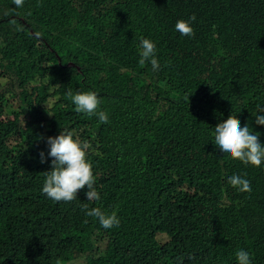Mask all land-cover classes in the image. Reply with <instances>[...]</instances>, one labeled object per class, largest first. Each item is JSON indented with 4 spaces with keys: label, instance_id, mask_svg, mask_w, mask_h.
<instances>
[{
    "label": "trees",
    "instance_id": "obj_1",
    "mask_svg": "<svg viewBox=\"0 0 264 264\" xmlns=\"http://www.w3.org/2000/svg\"><path fill=\"white\" fill-rule=\"evenodd\" d=\"M193 14L194 36H181L175 23ZM141 37L158 71L139 64ZM36 75L46 82L29 90ZM78 89L98 94L108 123L75 111ZM22 103L30 120L16 130L5 106L19 118ZM258 105L264 0H0V264H237L241 249L264 264V164L229 158L209 129L233 115L264 144ZM44 122L51 137L71 131L88 145L99 200L86 188L70 203L42 194ZM234 174L251 192L228 183ZM85 205L119 226L101 227Z\"/></svg>",
    "mask_w": 264,
    "mask_h": 264
},
{
    "label": "clouds",
    "instance_id": "obj_2",
    "mask_svg": "<svg viewBox=\"0 0 264 264\" xmlns=\"http://www.w3.org/2000/svg\"><path fill=\"white\" fill-rule=\"evenodd\" d=\"M12 3L17 8H22L24 0H12ZM195 20V14L190 16L187 21L183 19L177 20L175 23V30L178 31L181 36L192 37L195 33L191 26V22H194ZM139 47V64L144 65L145 63H149L153 71H158L160 65L158 57H156L157 48L155 43L150 39L141 37ZM44 65L45 63L41 65V67ZM41 79L42 78L36 75L35 79L31 81L38 82L41 81ZM195 80L196 82H199L198 78ZM31 81L25 84V87L29 90H31L32 87L37 88L29 85ZM68 96L74 104L77 113H83L89 117L95 116L97 117L98 123L101 124L109 122L107 112L100 110L102 101L96 92L78 89L74 92L70 91ZM207 96L208 95L204 91H197V97L199 99H204ZM50 97L53 98V104L55 97L49 96L47 100ZM9 99L10 101H7V103L9 106L13 107L16 104V99L13 97ZM51 106L49 110L51 109ZM5 107L6 117L10 119L15 117L17 119V123L15 124L16 130L20 126L25 125L23 117L27 121L30 120L27 109H25L26 106L23 103L21 108L18 109V111L21 112L19 118L16 117V114H14L8 106ZM257 113L258 114L255 116V123L257 125H264V106L258 105ZM192 114L195 117H200L196 109H193ZM51 115L52 112L47 117H50ZM214 121L215 119L209 123V129L214 124L212 129V133H214L213 144L220 152L233 160H238L245 165H251L256 168H260L261 165L264 164V144H261L259 140V133L253 132L247 123L241 127L240 120L233 115H229L228 118L221 123H218V121L214 123ZM45 123L46 122L41 124L43 131L46 129ZM48 125L50 128L52 124L49 123ZM11 136L12 139L13 137H19L18 132L14 135L11 134ZM44 137H46V143L49 146L47 155L52 159L50 165L51 170L44 172L45 179L41 189L42 194L46 195L47 198L54 202L70 203L77 199V195L81 190L86 188L87 191L85 192V195L87 200H99V193L94 187L96 177L93 174V166L87 159L88 145L74 139L71 131H61L59 135L55 137H51L50 134L49 136L44 135ZM39 155L40 162L44 163V152H40ZM7 164L9 167L11 166L10 161H8ZM228 183L241 193L251 192L250 181L239 175L234 174L230 176L228 178ZM82 210L85 211L87 216L95 217L99 221L101 227L105 229L119 226V219L115 212L105 214L100 207L88 209L87 205H85ZM235 255L237 264H252L250 254L247 251L241 249L238 250Z\"/></svg>",
    "mask_w": 264,
    "mask_h": 264
},
{
    "label": "rangeland",
    "instance_id": "obj_3",
    "mask_svg": "<svg viewBox=\"0 0 264 264\" xmlns=\"http://www.w3.org/2000/svg\"><path fill=\"white\" fill-rule=\"evenodd\" d=\"M7 80V79H6ZM3 82V81H2ZM44 82H46V79H41V81H31L30 83H29V85L31 86H34V87H37V88H41L42 87V84L44 83ZM7 101H10V99L8 98V100ZM52 101H53V98L52 97H50L43 105H42V109L44 110V112H45V114H46V116H49L50 114H51V112H50V110H49V108H50V106H51V104H52ZM12 116V115H11ZM49 123L48 122H46L45 123V125H46V128H49V125H48ZM44 132H45V135L46 136H49V134H48V131L46 130V129H44ZM168 237L165 235V234H158V239L159 240H161V241H163V240H166ZM103 245H101V246H98V251H97V253H99L100 251H102L103 250ZM83 260H84V258L83 257H81V258H77V259H75L74 261H73V263H80V262H83Z\"/></svg>",
    "mask_w": 264,
    "mask_h": 264
}]
</instances>
